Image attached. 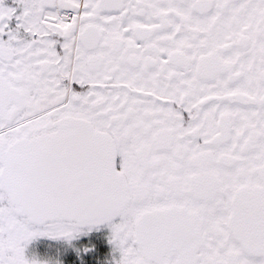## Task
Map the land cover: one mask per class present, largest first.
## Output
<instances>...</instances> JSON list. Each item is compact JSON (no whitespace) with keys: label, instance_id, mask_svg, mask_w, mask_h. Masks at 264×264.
Returning a JSON list of instances; mask_svg holds the SVG:
<instances>
[{"label":"snow or ice","instance_id":"snow-or-ice-1","mask_svg":"<svg viewBox=\"0 0 264 264\" xmlns=\"http://www.w3.org/2000/svg\"><path fill=\"white\" fill-rule=\"evenodd\" d=\"M0 264H264V0H0Z\"/></svg>","mask_w":264,"mask_h":264}]
</instances>
